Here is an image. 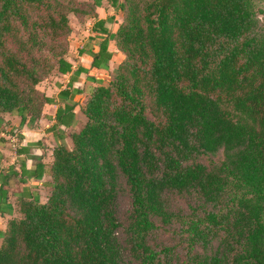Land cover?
Returning <instances> with one entry per match:
<instances>
[{
  "label": "trees",
  "instance_id": "obj_1",
  "mask_svg": "<svg viewBox=\"0 0 264 264\" xmlns=\"http://www.w3.org/2000/svg\"><path fill=\"white\" fill-rule=\"evenodd\" d=\"M139 1L122 0L113 34L93 23L106 38L60 101L82 92L70 86L79 74L97 84V73H110L108 40L124 59L106 85L91 88L70 148L60 127L71 128L77 104L56 110L46 130L60 142L48 194L43 203L17 201V217L0 232V264H121L123 252L131 264H264V32L251 0H145L141 18ZM94 6L0 0V115L17 116L19 125L41 116L51 99L40 83L71 65L64 50L37 56L39 33L67 42L68 15L83 25L95 20ZM219 149L214 170L182 164ZM117 174L130 197L123 229L114 210ZM163 190L194 193L202 205L176 215ZM5 195L0 185V209ZM157 231L176 243L150 244Z\"/></svg>",
  "mask_w": 264,
  "mask_h": 264
},
{
  "label": "crops",
  "instance_id": "obj_2",
  "mask_svg": "<svg viewBox=\"0 0 264 264\" xmlns=\"http://www.w3.org/2000/svg\"><path fill=\"white\" fill-rule=\"evenodd\" d=\"M77 1L95 3V20H87L83 24V26L85 25L83 28L85 30V40H88L91 45L80 46L76 52L79 65L87 67L89 65L88 56L97 52L99 43L106 38V35L93 29V23L101 22L103 28L109 34H113L121 19L117 8L122 0ZM106 51L111 54L109 59L111 61L114 53L117 52L113 41H107ZM65 61L71 65V72L65 75L57 73L61 79H65L64 84L59 81L60 86L53 83L50 86L38 87L47 98L51 99V103L42 108L41 116L37 120L28 122V119L25 118L24 123L19 125L17 116L4 114L6 117L1 118L2 115H0V185L3 190H6L4 201L6 208L0 209V232L4 231L7 220L15 215V204L19 199L36 196L40 203L45 201L42 194L47 193V184L50 182L48 168L52 162V151L60 144L51 133L46 131L55 123L56 110H62L65 104L75 102L77 105L72 111L73 124L77 112H80L82 104L78 99H82L85 92L82 85L77 83V79L80 77L81 81H84L85 76L83 74H79L76 81L70 83L73 89L82 90L79 95H73V99H65L64 102H61L58 96L61 90L69 89V78L78 67L75 68L69 58ZM109 61L107 62L108 72L110 70V67H108ZM11 125L14 128H10ZM60 130L64 133L66 129L60 127Z\"/></svg>",
  "mask_w": 264,
  "mask_h": 264
},
{
  "label": "rangeland",
  "instance_id": "obj_3",
  "mask_svg": "<svg viewBox=\"0 0 264 264\" xmlns=\"http://www.w3.org/2000/svg\"><path fill=\"white\" fill-rule=\"evenodd\" d=\"M146 4L147 2L145 0L139 1L138 3V8H139L138 17L139 18H141L147 12L145 9ZM251 5H252V10L255 13V16L257 17L259 21L258 28L262 32H264V0H251ZM258 10H261V13H258ZM68 16H69V25L72 31H71V34L67 37V42H66V38L62 37L61 35H59L58 37H53L48 31L39 33V38L41 39V42H42V46H41L42 49H40V51L36 53H37V56L40 55L41 57L50 58L52 53L57 54V53H60V51L64 50L63 51L64 58L65 59L69 58L70 61H72L73 66L76 68V66L79 65V62H78L79 60L76 58V55H77L76 52L79 50L78 47L89 46L91 45V43L88 40H85L86 39L85 33H84L85 30H83L85 25L83 26L82 24H79V22L71 14H69ZM19 56L20 58H22L24 54L19 52ZM123 59H124V54H122L119 50L115 52L114 57L111 58V61H109L108 63V67H110L109 68L110 73H107L106 75H104L102 74V72H100L95 75V78L99 80V83L97 84H94L90 81H86L85 79L84 81L83 80L81 81L80 77L78 78L80 80L77 79V83L82 85L84 92H85V94L82 95V99H78L81 101L80 104H83L85 98L88 97V95L90 94L91 88L94 85H106V83L110 79L108 75H111L115 72L118 64ZM90 74H95V73H93V71H90ZM59 81L64 84L65 79H61V77L58 76L56 72H53L51 73L50 77L47 80L40 83L39 87L40 86H45V87L50 86L53 83H57L58 86H60L58 83ZM4 117L6 116L5 115L1 116V118H4ZM84 122H85L84 116L80 112H77L73 127L70 129L67 128L64 131L65 140L62 141V144L64 146H66L67 148H70L71 146L70 134L76 132L84 124ZM9 127L14 128L12 125ZM156 156L159 158L161 155L158 152H156ZM222 161H223V152L221 149H219L216 153L212 155L211 154L192 155L188 159H185L184 163L182 164L183 165L199 164L203 166L207 171H211V170H214L215 167H217L218 164ZM154 174L157 175L159 173L158 171H155ZM117 184H118L117 196H116V203H115L114 210H115V215L122 222V229H123L125 217H126V211L128 210V205L130 202V197H129L128 188L125 185L123 178L120 177L119 174H117ZM4 192H6L5 189H4ZM47 194H48V190H47V193H43L42 195L46 198ZM161 195H162V200H164L166 207L169 209V211L176 215H180V216L188 215L190 213L189 207L190 208L191 207L200 208L202 205V203L198 199H196L197 195H195L194 193L177 194L171 190H163ZM206 209L212 210L209 205L206 207ZM202 212H203V208L198 211V214H201ZM16 217H17V214L15 210V215L11 217L10 219L16 218ZM120 234H121L120 239H121V244H122L121 246L124 251V249H126V240H125L122 230L120 231ZM171 237L172 236L169 235L165 231L163 232L161 231V233L160 231H157L155 232L154 238H151L152 240L149 241V243L153 244L155 242V244H158V243L163 242L164 244H171V243L175 244L176 241L174 242V240ZM216 242L217 240L215 239L213 242V246L216 245ZM123 255H124V258H122L121 264H131L132 263L131 258L127 257L124 252H123Z\"/></svg>",
  "mask_w": 264,
  "mask_h": 264
}]
</instances>
